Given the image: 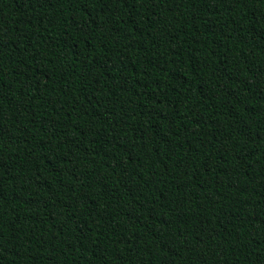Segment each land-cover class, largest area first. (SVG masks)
I'll return each instance as SVG.
<instances>
[{"label":"trees","instance_id":"obj_1","mask_svg":"<svg viewBox=\"0 0 264 264\" xmlns=\"http://www.w3.org/2000/svg\"><path fill=\"white\" fill-rule=\"evenodd\" d=\"M0 264H264V0H0Z\"/></svg>","mask_w":264,"mask_h":264}]
</instances>
